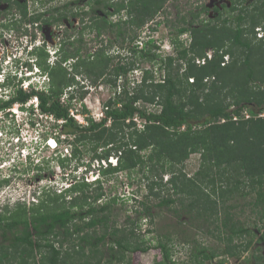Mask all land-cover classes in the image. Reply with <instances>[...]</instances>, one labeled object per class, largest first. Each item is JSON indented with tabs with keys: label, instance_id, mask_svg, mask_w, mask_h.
I'll return each instance as SVG.
<instances>
[{
	"label": "trees",
	"instance_id": "obj_1",
	"mask_svg": "<svg viewBox=\"0 0 264 264\" xmlns=\"http://www.w3.org/2000/svg\"><path fill=\"white\" fill-rule=\"evenodd\" d=\"M167 1L95 0L92 11L103 8L109 13L112 7L117 13L126 11V19L120 17L114 22L93 18L74 39L71 35L61 41L52 64L44 47L34 51L42 73L49 77L45 90L35 86L25 90L21 80L16 83L14 78L8 79L7 85H16L17 89L9 99L0 101V111L16 103L23 107L36 97L40 113L62 121L55 136L58 144H70L71 158L80 154V145L86 147L90 160L85 171L96 160L101 178L89 181L84 174L74 175V182L60 192L45 186L37 202L3 206L0 264H135L132 253L148 251L153 244L141 240L134 228L124 234L117 226H111V237L106 240L111 206L117 197L102 201L104 181L137 168L148 178V173L156 177L149 186L160 199V206L179 201L154 190L169 186L174 194L187 197L186 204L196 216L218 221L225 214L214 234L220 245L210 248L194 240L192 264H207L221 256L239 260L256 238L264 241V37L256 34V27L264 25V0H254L248 6L242 0H233L231 7L218 10L216 18L198 25L195 19L200 12L193 13L188 26L179 28V34L189 32V45L184 46L175 37L171 41L176 45V55L164 57L153 39L140 44L134 40L138 35L128 36V32L153 20ZM39 18L41 14L33 19ZM89 27L96 31V38L109 28H117L116 39L122 43L134 40L133 46L124 50L133 52L136 58L123 62L127 57L123 56L113 64L115 56L108 53V45L82 55L84 33ZM208 50H213V57L199 65L196 58L207 56ZM225 55H229V61L223 65ZM142 62L152 66H141ZM139 68L141 78L130 86L125 78ZM158 71L162 80L155 77ZM80 75L118 88L105 102L103 117L89 118L87 124L79 123L62 102L65 94L69 92L72 100L76 87H84L85 82L76 79ZM246 110L250 117H246ZM61 135L71 140H62ZM193 153H200V166L189 176L183 167ZM111 156L117 158V165L109 161ZM68 159L60 156L58 163L65 165ZM165 174L171 175L167 182ZM238 192L252 197L256 222L235 220L230 209L234 205L227 202ZM180 201L184 204L183 198ZM101 227L104 231L98 234ZM172 242L169 236L158 240L155 249L159 255L154 264L176 263ZM254 257L259 260L264 255ZM227 258L220 263L226 264ZM245 260L239 264H253Z\"/></svg>",
	"mask_w": 264,
	"mask_h": 264
},
{
	"label": "rangeland",
	"instance_id": "obj_2",
	"mask_svg": "<svg viewBox=\"0 0 264 264\" xmlns=\"http://www.w3.org/2000/svg\"><path fill=\"white\" fill-rule=\"evenodd\" d=\"M71 1H73L70 6L71 10L74 8L80 9V12L84 13L85 20L89 24H91L90 21L93 18H97L95 13L90 9L91 3H94V0ZM223 1L229 0H170L165 3L164 7L157 13L153 20L139 29L135 28L134 30L132 28L128 32V36L136 33L138 36L134 40L140 44L148 38H151L159 46V52L162 56L176 55V45L171 41L173 38L178 37L177 39L184 46H188L190 43L189 32L179 34V28L185 25L188 26L193 19V13L196 12H200V16L195 19L196 25L202 20L213 18L216 15L215 12L211 11L213 5L215 3L222 4ZM38 2L40 4L39 0ZM39 4L35 3V6L34 3L31 4V11H33L34 7L39 6ZM49 7L51 6L48 5L46 8ZM203 8L207 10L204 11ZM36 10L38 9L36 8ZM86 10H88V13H85ZM46 14L42 20H45L49 15L48 13ZM88 16L91 18H88ZM126 16L127 13L123 10L120 13L112 14L109 18L116 21L120 17L126 19ZM69 18L70 21L65 19L60 22H52L51 24H46L42 21L40 27L35 26L34 23H30L29 21H24L16 25H8L12 28L10 31L1 28L0 25V36H3L0 37V42H3L4 48L13 50L18 48L20 44L16 39V35L21 32L28 33L23 39V42H30L31 34H35L41 40V43L45 41L44 48L47 51H51L48 62L52 64L57 59V54L52 57V53L60 46V42L71 35L73 36L72 39H74V36L78 35L81 30L82 20L80 21L79 17L69 16ZM110 19L109 21H111ZM72 21L73 23L71 24L70 22ZM74 25H77V27L74 28ZM89 29L91 28L86 29L84 33V43L81 50L82 55L87 56L89 53L94 52L97 47L108 45V53L115 56L113 64L118 63L123 56H127L123 59V62H128L136 58L133 52H126L124 50L133 46L134 40L132 42L126 40L122 43L121 39H116L117 28H106L107 30L99 38H96L97 34L95 30ZM65 30L67 31L63 33ZM113 40L114 43L111 44ZM73 61H69L68 65ZM38 66L39 70H41L39 64ZM141 66L151 67L152 65L142 62ZM33 67L29 69L32 70ZM34 72L37 71L34 70ZM34 72V76H30L29 81L34 84L32 87L35 86L40 90H45L49 83L48 75L46 73H40L41 75L38 76ZM23 75L25 76V72H23ZM85 76L82 77L80 75L76 77L77 80H80L81 84H83L82 81L85 83L81 89H77L78 87H76L75 97L72 100L69 92L62 97V102L70 107L71 114L82 124H87L89 118L100 120L103 117L105 102L109 97L114 96L118 90V88H114L100 79L95 82L91 77ZM155 77L157 80H160L162 75L158 71L155 73ZM140 78L141 69L139 68L133 70L125 79L130 86H133ZM18 80L13 79V82L17 83ZM27 84L28 82L24 84V88L25 90H30L32 87L29 86L26 88ZM16 89V85H12L11 87L8 85L4 89L6 91H3L4 96L2 97L0 95V100H6L13 96ZM36 102L33 98L23 107L21 104L16 103L11 108L0 111V132L2 133L0 139V181L10 176L7 182H4L3 185L0 184V209L6 205L13 207L17 202H27V204L37 202L40 191L45 186H51L57 192L64 190L70 185L72 179H74V175L79 177L83 174L86 170L85 165L90 160L89 155L86 153L87 151H85L86 147L82 145L79 147L81 150L80 154L74 158L70 157V144L62 143L56 148H52L49 145L48 140L58 135V130L60 129L59 124L62 121H56L53 116L40 113L36 109ZM150 108L155 109L153 105H150ZM138 121L142 124L141 120ZM60 137L62 140H65V138L71 140V137L67 135H61ZM35 141H38L37 145L32 144ZM27 152L32 154L26 159L23 154H27ZM60 156L69 158L65 162V165L58 163ZM14 159L15 161L17 160L19 170L22 169V175L13 173L9 168V166L14 164ZM200 160V153L191 154L189 159L184 163L183 170L189 176H193L199 169ZM93 162L94 164L91 166V170L87 172L89 176L87 175L85 178L89 181L98 176V161L96 162L95 160ZM92 172L94 175H92ZM148 175L151 178L146 177L137 168L132 171H122L110 177L109 180L104 181L103 189L105 197L102 202H105L109 198L117 197V201L111 206V217L109 221L110 233L106 240H109L111 237L113 230L111 226H117L123 229L124 234H129L130 230L134 228L141 240H145L148 243L151 242L153 247L148 251L132 253L135 264H154L159 255L157 249H155V244L158 243L160 238L164 240L168 239V236L173 238L171 246L173 247L172 256L176 262L175 264H192L190 257L194 240L205 243L210 248H216L220 245L219 239L215 238L214 234L218 232L219 228L217 226L221 224L220 220L225 216L224 213H222L218 221L214 218L207 219L204 216H196V211H190L186 204L189 202L187 197L182 195L180 197V195L174 194L173 190L169 189V186H163L162 189L157 187L154 190L157 192L161 190L162 196H172L174 199H179V201L160 206V199L151 193L149 186L151 180H154L156 177H152L150 173ZM163 177L164 182H167L171 175L165 174ZM179 197L183 198L184 204H181ZM251 201L252 197L250 195H243V192H238L227 202V204L231 203L234 205L230 209H232L231 211L235 216V220L256 222L258 217L257 213L252 210L253 206L250 203ZM175 208H177V211H175ZM103 231L101 227L98 234L103 233ZM68 244H71V242H68ZM260 254L264 255V241H257L256 238L253 246L241 259L237 260L235 258L221 256L216 257L213 261L207 262V264H221L220 260L224 258H227L226 264L245 263V261L247 262L245 260L246 258H248L249 263L255 264L260 262L264 264V257L259 260L254 257Z\"/></svg>",
	"mask_w": 264,
	"mask_h": 264
},
{
	"label": "flooded vegetation",
	"instance_id": "obj_3",
	"mask_svg": "<svg viewBox=\"0 0 264 264\" xmlns=\"http://www.w3.org/2000/svg\"><path fill=\"white\" fill-rule=\"evenodd\" d=\"M40 4L38 2V0H0V25L1 28H5L7 31L12 30L11 27H9V23L10 24H14V23H20V22H26L29 21L30 23H34L35 26L40 27V23H42V21H44L46 24H51L52 22H60V21H64L65 19H67L68 21H70L69 16L72 17H79L80 21L82 20V27L81 30L83 29L84 25L87 22L86 17L84 16V13L80 12V9H72L70 8L71 4L73 1L70 2V0H60L59 2H57L58 0H39ZM109 2H120L122 0H108ZM129 1V0H127ZM170 1V0H168ZM167 1V2H168ZM243 1V5L244 6H248L250 4L253 3L254 0H242ZM32 2V3H31ZM34 3H38L39 6H36L33 8V11H31V4ZM95 3V0H94ZM94 3H91V11H92V6ZM233 3V0H229V1H223L222 4H217L215 3V5H213L212 7V12H215L216 15L211 18L214 19L218 16V10H223L225 6H229L231 7ZM48 5H50L51 7H48ZM44 7V8H43ZM228 7V8H229ZM27 9V15H24V9ZM36 8L38 10H36ZM70 8V9H69ZM74 10V11H73ZM94 12V11H92ZM48 13L49 15L47 16V18H45V20H42ZM73 13H77L76 15H73ZM85 13H88V10H86ZM95 16H97V19H102L103 17L106 19H110L109 17L112 16V14H117V12H115L114 8H109V13H107V11H104L103 8L98 9V11H95ZM42 16V18L40 19H33L34 17L40 15ZM211 15V14H210ZM93 16V17H95ZM212 16V15H211ZM92 17V18H93ZM88 18H91L90 16H88ZM46 19H49L51 22L48 23L46 22ZM84 19V21H83ZM120 19V18H119ZM118 19V20H119ZM111 20V19H110ZM116 20V21H118ZM93 20H91L90 22H92ZM114 21V20H111ZM115 22V21H114ZM71 24L73 23L70 22ZM77 25H74V28H76ZM80 30V31H81ZM67 30L63 31V33H65ZM28 33H24L21 32L18 35H16V39L18 41H21L25 38V36H27ZM33 38H37V35L32 34ZM3 37V36H0ZM53 37V36H52ZM3 43V42H2ZM0 42V45H3Z\"/></svg>",
	"mask_w": 264,
	"mask_h": 264
},
{
	"label": "clouds",
	"instance_id": "obj_4",
	"mask_svg": "<svg viewBox=\"0 0 264 264\" xmlns=\"http://www.w3.org/2000/svg\"><path fill=\"white\" fill-rule=\"evenodd\" d=\"M32 39H33V41H32ZM19 42H20L19 47L11 50L12 53L14 51H16V54L17 55L14 56V57H12V59L8 60V62H6V60L8 58V48H6V47L4 48L3 47V53H2V55L0 57V72L3 73V77L0 78V87L1 88L4 87L3 89H6L7 88V86H8L7 85L8 79H10V78L19 79L18 82L20 81V78H21V81H20L21 83L20 84H24V82L30 80V76H34V74H33L34 70L37 71V72H34V73L38 74V76H40L42 74V70H39V66L37 64V58L34 55V51H36L37 49H39L41 47H44L45 41L43 43H41V40L40 39H38V38H35L34 39L33 38V35L31 34V40H30V42L29 41L23 42V40H21ZM60 46H58L57 47V50L54 53H52V57L55 54L58 53ZM48 52L51 53L50 50H48ZM49 59H50V56H49ZM32 66H34L33 69L32 70L29 69ZM35 68H38V69H35ZM23 72H25V76L23 75ZM29 72H31V73H29ZM23 76L26 77V78H24ZM32 85H34V84L32 83ZM51 139H53L56 142V143L55 142H52L53 144H55V148H56L59 145L58 142H57V139L56 138H51ZM37 143H38V141H35L32 144L37 145ZM31 154L32 153H28L27 152V154L24 153L23 156H24V158L27 159L28 156H31ZM109 161L113 165H117V158L115 159V156H111V158L109 159ZM13 163L14 164H12L11 166H9V168L11 169V171H13V173H17L19 175L20 174L22 175V169L19 170L17 160L15 161V159H14ZM103 163H104V161H103ZM2 164H4V163H2ZM97 170H98V176L95 179L90 180V181H96V180H98V179L101 178V174L99 172V163H98ZM89 171H84L83 172V174L85 175V178H86L87 175L89 176V173H87ZM92 175H94L93 172H92ZM4 179H10V176L7 177V178H4ZM73 182L74 181L72 179L70 185Z\"/></svg>",
	"mask_w": 264,
	"mask_h": 264
},
{
	"label": "built area",
	"instance_id": "obj_5",
	"mask_svg": "<svg viewBox=\"0 0 264 264\" xmlns=\"http://www.w3.org/2000/svg\"><path fill=\"white\" fill-rule=\"evenodd\" d=\"M256 34H257V37H258V38H263V37H264V25H259V26L256 27ZM2 53H3V46L0 45V57H1ZM16 55H17V54H16V51H14V52L12 53L11 50L8 49V58H7L6 62H8V60L12 59V57H14V56H16ZM212 57H213V50H208V51H207V56L197 57V58H196V62H197L199 65H201V64H205V62H206L208 59H211ZM228 61H229V55H225V56H224V62H223L222 64L224 65V64H226ZM35 69H38V68H35ZM29 73H31V72H29ZM2 77H3V73L0 72V78H2ZM207 79H209V78H206V80H207ZM191 80H193V79L191 78ZM29 81H30V80L24 82V84H26V83L28 82L26 88L29 87V86L32 87V83L29 82ZM24 84H21V86H22L23 88H24V86H25ZM24 89H25V88H24ZM3 91H6V90H4L3 88L0 87V95H1L2 97L4 96V92H3ZM2 97H1V98H2ZM9 98H10V97H9ZM9 98H7V99H9ZM34 100L37 101V102L35 103V105H37V106H36V109L39 111V107H38V99L35 97ZM0 101H1V100H0ZM245 115H246V117H250V116H251L250 113H249L247 110L245 111ZM234 119H237V117H235ZM1 136H2V133L0 132V139H1ZM52 141H54V140H53V139H50V140H48V143H49V145H50L52 148H55V144H53ZM54 142H55V141H54ZM55 143H56V142H55Z\"/></svg>",
	"mask_w": 264,
	"mask_h": 264
},
{
	"label": "bare ground",
	"instance_id": "obj_6",
	"mask_svg": "<svg viewBox=\"0 0 264 264\" xmlns=\"http://www.w3.org/2000/svg\"><path fill=\"white\" fill-rule=\"evenodd\" d=\"M52 142H54V141H52Z\"/></svg>",
	"mask_w": 264,
	"mask_h": 264
}]
</instances>
